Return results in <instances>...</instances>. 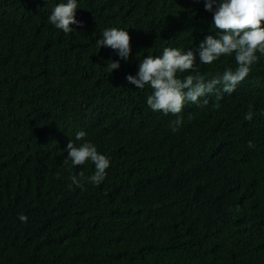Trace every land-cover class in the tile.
<instances>
[{
    "label": "trees",
    "instance_id": "16d2710c",
    "mask_svg": "<svg viewBox=\"0 0 264 264\" xmlns=\"http://www.w3.org/2000/svg\"><path fill=\"white\" fill-rule=\"evenodd\" d=\"M61 2L0 0V264H264V55L231 94L186 102L173 132L126 77L217 35L204 0H77L67 34L48 21ZM113 27L127 61L97 43ZM234 55L177 75L213 79ZM79 131L110 159L99 185L90 160L64 163Z\"/></svg>",
    "mask_w": 264,
    "mask_h": 264
},
{
    "label": "clouds",
    "instance_id": "9594fccd",
    "mask_svg": "<svg viewBox=\"0 0 264 264\" xmlns=\"http://www.w3.org/2000/svg\"><path fill=\"white\" fill-rule=\"evenodd\" d=\"M204 7L206 11L213 13L212 23L218 30L217 35H206L195 51L165 47L162 56L148 55L139 62L137 76L126 77L127 81L138 89H143L145 85L151 87L153 91L146 102L153 111H163L165 115L168 113L177 115V119L172 121L173 132H176L183 122L178 114L181 113L186 102L202 106L206 105L208 100L203 99L201 104V98L213 92L217 101L223 98L222 93L231 94L237 84L249 75L251 66L258 62L259 57L256 53L264 55V26H262L264 0H204ZM77 8V0L61 2L53 8L48 21L65 34L70 33L73 31L71 25L83 26L82 22L75 18ZM130 39L128 31L113 27L104 29L102 39L97 43L101 47H109L117 51L120 59L127 61L131 53ZM233 53L235 69L225 68L222 74L213 79L206 81L198 70L194 75H186L183 79L177 75L194 69L197 54L201 64L210 65L222 55L232 56ZM109 61L108 68L112 71L120 67L119 61L111 59ZM252 116L253 113L249 112L245 115V119L250 121ZM85 136L84 131L75 134L76 141H83L78 146L69 140L64 149L67 152L64 163L68 164L71 161L72 165L79 166L90 160L95 165V172L86 179L90 183L99 185L106 177L110 159L99 154L96 146L86 141ZM248 146L254 147L251 141L248 142ZM79 175L81 178L84 176L83 172ZM71 180L77 187H83V179L72 176ZM18 219L26 222L28 218L21 214Z\"/></svg>",
    "mask_w": 264,
    "mask_h": 264
}]
</instances>
